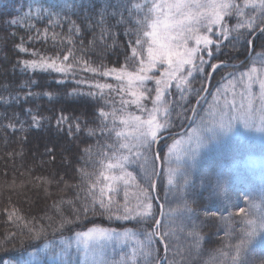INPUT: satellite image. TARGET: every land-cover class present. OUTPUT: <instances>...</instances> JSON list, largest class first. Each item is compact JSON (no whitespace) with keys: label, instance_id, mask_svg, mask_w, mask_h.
Listing matches in <instances>:
<instances>
[{"label":"trees","instance_id":"16d2710c","mask_svg":"<svg viewBox=\"0 0 264 264\" xmlns=\"http://www.w3.org/2000/svg\"><path fill=\"white\" fill-rule=\"evenodd\" d=\"M105 2L110 5L109 12L114 9L123 10L126 18L131 12L127 24L111 29L118 33L116 39L119 48L103 47V43L113 44L111 38L104 42L97 39L95 46H90L89 42L93 39L91 31L82 36L69 32L71 24L67 21H73L82 27L85 15L95 17L96 11ZM137 4L141 5L138 9L133 7ZM145 4L146 1L143 0H45L41 7L50 8L53 12L60 11L62 17H67V21L61 20L59 27L55 24L49 27L47 18L28 21L35 25L42 37L47 29L44 39L29 44L27 36H35V31L27 32L24 27L9 26L6 21L18 19L24 24L23 18L30 10L32 15H36L41 7L32 10L27 0H0V256L11 249L29 245L34 235L30 229L43 226L46 229L41 236L43 237L58 231L70 233L74 228H81L83 225H97L135 232L137 242L132 246L134 253H127L126 245L112 247L107 252L111 255L113 264H152L151 261L146 262L143 256L148 251L142 247L148 227L142 222V218L137 223L135 219L124 222L115 218L109 220L107 213L101 215L100 202L103 200L106 204L113 202L110 206L114 216L123 215L126 206L129 209L128 214L137 217L140 207L134 201L137 204L144 202L141 186L147 187L142 180L144 172L141 164L144 161L138 158V149L132 147L134 145L131 136L122 135L127 127L121 122L122 113L120 119L118 118L116 97L109 91L87 88L80 83L85 79L103 82L107 81L106 77L81 70L85 67L83 63L75 66V74L69 73L67 76L39 70L35 74L30 69L23 71L16 61L35 57L18 53L15 47L20 42L18 37H25L24 46L30 51L35 48L41 54L51 55L54 49L64 48L69 40L76 41L72 46L80 48V40H83L87 50L84 60L90 61L88 67L99 69L102 63L105 68L123 67L125 71H137L138 65L131 61L130 50L129 62L124 59L123 49L129 37L123 33L126 28L137 27L132 21L144 17L147 12ZM57 5L68 7H55ZM118 18L109 17L107 24H114ZM52 19L56 21L57 17L53 16ZM238 20L234 15L227 25L230 27ZM139 28L142 47L137 49V58L142 54L147 67V49L151 41L143 33L150 31V28L146 24ZM12 32L16 33L15 37L10 35ZM95 33L99 37V27L95 28ZM261 40L264 37L257 41L256 48H261ZM101 53L104 57L102 61L98 59ZM245 53L239 45L236 50L229 45L219 59L228 60L231 56L229 61H238ZM79 55L78 53V59ZM225 71L227 69H223V74ZM208 72L209 68H206L205 73ZM156 75L159 76L160 73L156 72ZM196 77L194 75L190 78V82ZM201 77L204 78V74ZM203 78L200 84L194 82L192 88H197L202 83L204 86ZM60 79L67 82L57 84L56 81ZM221 79L222 73L214 74L213 81L218 82ZM187 86L188 84L186 88ZM145 87L154 89L155 84L153 81L146 82L142 92ZM74 90L91 92L92 95H69ZM29 92L32 95L28 96ZM44 93H49L51 98ZM153 94L154 91L149 99L142 102L150 101ZM167 94L164 96L169 98L167 105L170 127L167 132L179 131L188 120L196 95L193 97L189 90L184 92L183 97H179L180 92L174 85L169 95ZM126 101L128 102L125 105L133 106L129 95ZM26 108H31L34 114L46 118L43 127L38 130L29 128L31 117L24 111ZM61 109L69 116L80 118L81 131L75 134L74 141H69L64 133H57L50 126L49 120L54 123V117ZM101 110L107 116H93L94 111L98 114ZM129 111L130 109L126 112ZM136 111L134 112L137 113ZM14 113L18 116V121L12 119ZM132 113L131 110L127 115ZM20 122H23V130L13 132L10 128L3 127L5 124L14 123L19 129ZM76 122L73 120V123ZM88 129H92L94 134L89 136ZM62 144L70 146L69 150L62 151ZM53 146L55 151L50 155L46 154V148ZM219 146L203 149L197 153L194 162L189 160L184 163L170 188L167 187L166 175L162 171L157 185L158 197L165 208L177 211L176 216L169 219V222L173 221L171 226H167L168 220H164L165 227H162V231L167 230L172 234L170 264H240L241 261L245 264H264V235L258 234L251 244L237 252V245L244 239L245 230L250 227L246 220L259 223L264 218V171L262 167L246 164L248 154L264 155V148L254 143H239L235 139ZM84 148H89L90 153L82 154L80 150ZM149 152L145 155L148 158L147 167L151 171ZM159 156L163 157L161 161L164 160V149L160 150ZM30 166L32 167L29 169ZM185 176L188 179L187 184L184 183ZM218 181L224 185L222 192L216 190ZM245 195L248 196L247 200L244 199ZM153 205L155 207L154 203ZM225 205H228L226 210ZM239 208H244L245 214H241ZM63 218L71 220L72 223L65 225L62 230L54 231L53 229H58ZM190 232H196L201 237L199 248L193 250L191 256L188 252L193 246V238L188 235ZM157 247L158 244V253Z\"/></svg>","mask_w":264,"mask_h":264},{"label":"snow or ice","instance_id":"6c2138e0","mask_svg":"<svg viewBox=\"0 0 264 264\" xmlns=\"http://www.w3.org/2000/svg\"><path fill=\"white\" fill-rule=\"evenodd\" d=\"M83 2V0H81ZM150 3V6H148ZM67 8L68 5L63 6H55ZM110 5L105 2L95 14V17H90L87 14L82 21V27L77 26L73 21H67V17H62L60 11L53 12L50 8H43L37 10L36 15L31 14V10L29 14L26 15L24 19V24H21L20 20L12 19L10 21H6L9 26L12 27H24L25 31L32 32L35 31V36H27V43L31 44L33 41L40 42L47 35V29H45L44 37L41 36V33L38 29H35V25L33 23H28L30 20H40L43 18L48 19V26L52 27L53 24L59 27L61 26V20L67 21L71 24L69 28V32L73 33L77 36H82L89 31L93 33V39L89 42L90 46H95L97 39L101 42L106 41L107 38H111L113 41L112 45H108L107 43H103V47L106 49L108 47L119 48L120 45L117 42L118 33H114L111 31L112 28H116L122 25H125L129 22L131 18V12H129V17L126 18L123 15V10L114 9L109 12ZM134 8H140L141 5H134ZM145 7H147V12L145 13L142 19L133 20L132 22L137 25V27L132 29H125L123 35L129 37L125 42V47L123 49L124 59L126 62H129L128 52L131 51V61H134L138 65L137 71H125L123 67L117 68H105L101 63L99 65V69H103L100 71L96 67H88L87 65L90 63L88 60H84V56L87 55V50L84 48L83 40H80V48H75L72 45L76 43L74 40H69L64 48L54 49L51 55H44L40 52L36 51L35 48L30 49L25 47V37H18L19 43L15 45L18 53H23L35 58L17 60L16 63L21 67L23 71L32 70L33 73L37 70L41 72H51L60 76H67L69 73L75 74L76 65L83 63L85 65L81 70L92 72L98 74L103 77H109L113 73H118L116 76L117 80H123V77L126 75L128 77V84L131 85L135 80L141 85H145L148 81H153L155 84L154 89H148L145 87L143 92H140L139 95L136 92H132L133 97H137V100L132 101V103H136L139 110L144 112L147 109L139 104V100L141 99H149L151 97L152 92H155V97L153 100V104L159 103L162 98L169 92H171L173 85L175 88L180 91L181 96L184 95V92L189 91L187 88H181L180 81H183L185 84L189 82V78H193L194 75L204 74V80L210 81L212 76L220 72L222 73V79H227L229 76H234V73H228L226 75L223 74V69L229 66L228 61L231 59V56L228 57V60H220L219 57L224 54V49L229 45L233 50L237 49V46L243 48L244 51H248L249 47L253 45V42L256 40H260L264 37V0H260L259 5H255L254 7H258L260 9L259 14L255 17H249L246 21L238 20L237 25L229 27L227 25V17L232 15L230 9L235 10L236 13H240V9L234 4L230 2H221L216 3L215 0H208V2H201V0H161L160 3L151 2V0H146ZM207 9H211V12L206 11ZM152 14H155L153 16ZM56 16L57 20L53 21L52 17ZM109 17L116 18L114 24H107V20ZM142 24H146L151 31L144 32L143 35L145 37L151 38V44L149 45L148 51V61L147 67H145V61L140 55L138 59V48L142 47V40L140 38V28L139 26ZM99 27L100 34L97 37L95 33V28ZM207 33L206 35H201L200 33ZM10 35L16 36L15 32H12ZM134 37V39H132ZM215 37V39H213ZM189 41H192L195 46H190ZM155 46V47H154ZM261 48H264V40H261L259 45ZM79 55V59L77 58ZM257 56H262L264 53H255ZM207 57V59H205ZM103 54L101 53L98 56L99 60H103ZM71 59V62H69ZM247 59H251V54ZM216 60V63L212 61ZM119 61H117L118 63ZM209 68L211 71L205 73V69ZM232 67H237L236 65H232ZM264 71V70H262ZM156 72H159L160 75L157 76ZM251 73H256L257 69H250ZM148 73H152V75H148ZM187 73V75H185ZM259 79V77L252 76L250 77V84L246 89V93L249 96L247 105L241 103L239 107L235 100L231 103L225 102V105L219 109V120L216 122V126L212 128H207L206 131L212 133L209 137H200L197 134V144L196 149L201 147L204 144L209 143L212 139L217 137V132H222L227 134L232 131L233 128V120L239 119L245 128L251 126L250 121L252 120L255 114V107L253 104V99L251 96L252 84ZM67 81L64 79L57 80V84H64ZM31 83L35 84L36 81H31ZM163 85V87H161ZM27 86V85H26ZM90 87L95 88H109L111 90L112 86L110 84H96L90 85ZM260 89V101L261 104L264 105V79H260L259 82ZM195 93L197 97L203 99L204 97H200L201 92H209L210 89L205 88L203 83L199 88H193L190 90ZM219 88L217 89V93L219 92ZM32 95L31 92L28 93V96ZM44 95L49 96V93H44ZM69 95H77L91 96L92 93H83L73 91L69 93ZM27 98V97H25ZM11 100L12 98L9 97ZM19 99V97H17ZM199 103V99L197 100ZM24 111L30 115L31 123L29 124V128L31 129H40L43 127V122L46 119L43 116H39L34 114L33 109L26 108ZM157 109L154 107L151 111L148 112L149 119L143 121L144 124L148 126V130L144 131L140 137L141 143L139 145H135L138 149L137 156L142 159L144 162L141 164V168L143 169L144 175L142 176V180L145 182L147 187L141 186V192L143 193V203L139 205L142 209L141 212L137 214V217L130 216L129 209L124 207L123 215H115L113 213V208L110 206L113 202L109 201L108 204L104 203L103 200L100 202L101 215L107 213L108 219L112 220L115 218L118 221L129 222L132 220H136L137 223L142 222L147 224V227L151 229V231L146 232V240L143 243L142 247L146 248L148 251L143 253L145 261H151L152 264H168L167 252L169 247L171 246L170 237L171 232L169 231H161L162 227H165L162 223L161 219L157 218V212L155 211L153 201L156 199L152 194V190L156 188V184L153 183V177L159 176V173L156 172L155 162L158 159H163V157L154 154L152 156L151 164L152 168L149 171L148 158L145 155L146 152L150 151L152 145L165 139L163 136L164 132H167L170 123L166 121L164 124H159L155 122L154 113ZM191 111L194 114H198L196 109L193 108ZM232 111H239L240 115L233 116L231 115ZM262 116L260 118V127L264 128V107L261 108ZM99 115L100 117L107 116V113L104 111H100L98 114L94 111L93 116ZM7 118V117H5ZM13 120L18 121V116L14 113L12 116ZM79 117H73L66 114L64 109H61L56 116L54 117V123L52 120H49L50 126L55 128L57 133H64L69 141H74L76 139V133L81 131ZM136 121H140L141 118L139 116L134 117ZM73 120L77 121L73 123ZM95 122V121H93ZM123 122V121H122ZM20 128L18 129L14 123H9L3 125L6 129H11L13 132L18 130H23V122H20ZM87 134L89 136L94 134L92 129H88ZM119 136L120 133H117ZM191 140V136L189 137ZM176 143H180L176 141ZM122 147H128L127 145H122ZM175 144L173 145V148ZM142 149V151H140ZM67 150V149H66ZM55 151V146L51 148H46V154H51ZM82 154H89L90 149L84 148L80 150ZM169 151H172V148H169ZM197 156V151L192 150L188 154V159L190 161H195ZM54 159V157H53ZM109 167H113V165H109ZM174 173L173 169H169V184L172 183V175ZM184 183H188V179L184 177ZM216 190L219 192L224 191V185L219 181L216 184ZM244 199L247 200L248 196L245 195ZM228 205H225V210ZM116 210H119V206H117ZM88 209H85L87 212ZM134 211V210H133ZM239 212L241 214H245L244 208H239ZM163 215V213H161ZM11 219V217H10ZM247 224L250 226L247 230H245L244 239L240 241V244L237 245V252L239 253L244 246L251 244L253 239L258 235H264V218H261L259 223L255 220L248 219L246 220ZM72 221L67 218H63L60 223L58 229L62 230L65 225L71 224ZM31 232L34 233L32 239L39 240L41 236L45 233L46 229L41 226L39 229H30ZM95 234L97 238V243L99 246L103 247L104 245L100 243L102 240H111L114 235H119L110 229L93 227L89 228L84 233H76V242L77 248L79 247V243L82 238H89ZM193 238V246L188 249L189 255H192L193 250L199 248V241L201 237L196 232H190L188 234ZM157 242L163 244V248L165 251L164 256H159L156 249ZM59 243L64 247L60 250V252L55 253L57 256L64 257L65 264H69V253L71 251L72 245L68 240L61 238ZM53 247L51 242L43 243L42 249H38L35 252H29V256L31 260H25L24 264H40L39 253L44 251H49ZM89 249L87 239L84 240V251L85 255H87ZM0 264H4V262H0ZM240 264H245L244 261H241Z\"/></svg>","mask_w":264,"mask_h":264},{"label":"rangeland","instance_id":"374dc122","mask_svg":"<svg viewBox=\"0 0 264 264\" xmlns=\"http://www.w3.org/2000/svg\"><path fill=\"white\" fill-rule=\"evenodd\" d=\"M154 3H160L161 0H151ZM169 2H171V0H169ZM201 2H208V0H201ZM216 3H221V2H230L233 3L229 0H215ZM250 5H258L260 4V0H250L249 1ZM206 11L211 12V9H207ZM231 11V9L229 10ZM201 35H206L207 33L201 32ZM189 45L190 46H195L194 43L192 41H189ZM155 47V46H154ZM261 61L263 62L262 66L259 67V65H261V63L258 62ZM256 68L257 72L256 73H251L250 69L252 68ZM264 56H257L256 60H255V65H252L248 70L242 72V73H236V75L234 76H229L227 79V82L224 84H220L212 98L209 101V112L207 114L205 109H203V111L199 112V115L196 117L195 122H194V127L193 129H191L189 132H187L188 134H186L183 137H180L178 139H176L175 141H173L172 143H170L167 146L166 149V155H165V162L168 166L167 169V173L169 176V169H173L172 167H174V173L171 177L172 179V183L176 178V173H177V167L180 166L184 160H186V157L188 156V154L194 150V145L197 144V134H199L200 137H209L210 136V132H207L206 129L207 128H212L215 126L216 122L219 120V112H216V109L212 108V107H218L221 106L223 107L225 105V102L227 101L228 103H231L233 100H235L237 107H239V105L241 103L247 105L248 103V99L249 96L246 93V89L248 88L249 84H250V77L252 76H256L259 77V79H257L255 81V83L252 84V89H251V96L253 99V104L254 107L256 109L255 114L252 118V120L250 121L251 126L248 128L244 127V124L239 120H233V128L231 132H228L227 134L222 133V132H217V134L219 133V137H224L225 138H234V137H238L241 138V140L243 139H254L255 141L261 143L264 145V128L260 127V118L262 116V112H261V108L264 107V105L261 104L260 101V89H259V82L260 79H264ZM128 79V77H127ZM136 81L134 80L132 85L135 84ZM161 87H163V85H161ZM219 88V92L217 93V89ZM138 95L140 93V91L137 88V85L135 87V91ZM118 99H119V103L122 106V108L124 109V111L126 112L127 110H132L135 111L136 107L135 106H127L125 105V103L122 100V97L117 95ZM137 100V97H134ZM154 105V104H153ZM142 106V105H141ZM157 111L154 113L155 115V122L159 123V124H164V117L162 115V112L165 111V109L163 108V100H161L159 103L155 104L154 106ZM153 106H151L149 109V111H151L153 108ZM147 111H144L146 115L144 119L141 118L140 121H136L135 119H132L131 121L137 123V125L133 128L134 133L137 131V136L135 138L136 141V145L141 143V135L144 131L148 130V126L146 124L143 123V121L148 120L150 117L148 115V108H146ZM140 113H143L142 111H140ZM231 115L233 116H239L240 112L239 111H232ZM131 123V122H130ZM191 136V140H189V137ZM173 140V139H172ZM176 141H179L180 143H176ZM221 140L220 138H215L212 139L209 143H207V146H213L216 145L217 143H219ZM138 142V143H137ZM175 144V147L173 148V145ZM70 148V146H67L65 144L61 145V149L62 151H68ZM169 148H172V151H169ZM67 149V150H66ZM140 151H142L140 149ZM187 151V152H186ZM186 152V155L184 156V153ZM32 166L29 167V169ZM175 176V177H174ZM167 178V177H166ZM169 181V180H168ZM171 183V184H172ZM168 182V185H171ZM134 201V200H133ZM134 204L136 206H139L140 204H137L134 201ZM112 230V229H110ZM117 230H114V232ZM151 231V230H150ZM120 232V231H119ZM149 232V231H148ZM116 235H114L111 240H114ZM119 236H121V234H119ZM133 234L131 231H126V235L123 238V240H120V237L118 240L123 241L121 243H123V245L127 247L128 251L127 253H134L135 250L132 247L133 246ZM87 239L88 241V245H89V250L91 251V256L98 258L99 257V262L98 264H113L112 260H111V255L108 254L106 252L105 249L110 248L112 245L110 244H103L104 246L101 247L99 245L96 244H90V243H97V238L96 235L93 234L92 237L89 238H82L79 246L80 247H75L72 245L71 251L70 253L72 254H78L80 255L81 253L84 252V240ZM103 241V240H102ZM70 242H72L73 244H75L77 246V242H76V235L73 237L72 241L70 240ZM71 244V243H70ZM56 248H58V243L55 244ZM100 251V252H99ZM60 252V250L58 251ZM56 252V253H58ZM42 253V252H41ZM101 253V254H100ZM85 254H82V257H85ZM129 260H131V258H129Z\"/></svg>","mask_w":264,"mask_h":264},{"label":"water","instance_id":"95a60500","mask_svg":"<svg viewBox=\"0 0 264 264\" xmlns=\"http://www.w3.org/2000/svg\"><path fill=\"white\" fill-rule=\"evenodd\" d=\"M157 163H158V172L157 173H159L160 174V170H161V163H160V161L159 160H157ZM157 179H158V176L155 178V180H154V182L153 183H157ZM152 192H153V195L155 196V189H153L152 190ZM155 201L158 203V201H157V199H155Z\"/></svg>","mask_w":264,"mask_h":264},{"label":"flooded vegetation","instance_id":"af4514ba","mask_svg":"<svg viewBox=\"0 0 264 264\" xmlns=\"http://www.w3.org/2000/svg\"><path fill=\"white\" fill-rule=\"evenodd\" d=\"M205 59H207V58H205Z\"/></svg>","mask_w":264,"mask_h":264}]
</instances>
